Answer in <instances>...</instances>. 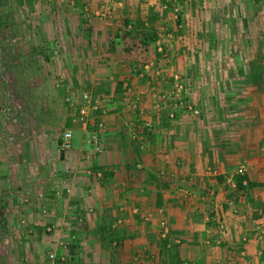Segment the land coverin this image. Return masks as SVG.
Returning a JSON list of instances; mask_svg holds the SVG:
<instances>
[{
  "label": "crops",
  "instance_id": "0c3cea01",
  "mask_svg": "<svg viewBox=\"0 0 264 264\" xmlns=\"http://www.w3.org/2000/svg\"><path fill=\"white\" fill-rule=\"evenodd\" d=\"M45 1L49 13L71 20L64 37L71 40L72 31L81 39L64 42L79 87L111 98L107 115L97 113L92 121L107 127L105 151L83 160L92 153L87 131L68 115L65 126L80 145L66 154L59 141L36 138L33 118L24 130L15 117L8 124L7 112L0 115V208L18 209L30 200L38 211L36 217L0 218L12 231L30 227L22 247L13 235L6 241L15 247L12 257L55 264L48 253L68 256L71 247L59 244L76 234L69 238L65 228L83 226L70 253L78 264H264V47L243 50L226 41L225 50L250 53L244 61L227 55L225 66H211L196 61L198 41L178 38L183 27L172 12L157 9V0ZM198 18V12L187 16L188 34L206 29ZM149 32L157 38L128 36ZM256 65L261 72L253 73ZM17 106L6 111L25 113ZM66 170L71 174L61 186L71 193L58 195L55 184ZM162 220L171 228L166 240Z\"/></svg>",
  "mask_w": 264,
  "mask_h": 264
},
{
  "label": "rangeland",
  "instance_id": "374dc122",
  "mask_svg": "<svg viewBox=\"0 0 264 264\" xmlns=\"http://www.w3.org/2000/svg\"><path fill=\"white\" fill-rule=\"evenodd\" d=\"M252 2L253 0H157V9L164 14L173 13L176 26L183 27L182 33L177 35L178 38H182L184 41L186 37L193 36L198 41L196 43L198 48L192 51L198 63L207 60L211 66L214 64L215 66L219 64L225 66L228 60L227 55H229V59H234L237 55L241 61H244L245 53L249 54L250 51L243 50H248V47L250 48L252 45H257L260 49L264 47V18L261 15L264 13V0L260 5H254ZM66 3L68 0L62 2V4ZM48 6L45 0H0V22L4 24V27L0 28V115L4 117L7 112L8 124H12L15 117V123L23 125V129L27 127L26 123L29 124L30 119L33 118L36 138L45 137L58 142L67 129L65 124L69 113L64 104L65 90L58 89L57 83L59 75L62 74L67 78L69 84L79 87L77 78L73 75L74 66L71 65L68 56L70 51L67 46L71 42L74 43L75 37L78 41L81 39L72 31L69 33L71 40L67 36L64 37V30L69 26L71 20L55 17L48 12ZM196 12L199 13L196 24L206 29H203L204 32L201 30L191 35L184 28L187 27V16L192 17ZM234 12L239 13V17L235 21L231 18ZM250 20L253 22L252 26L255 25L258 29L256 33H251ZM228 25L230 26L225 27ZM129 35H132L131 39L140 42L157 38V35L152 32ZM87 38L88 35H85L84 42L87 41ZM65 40L68 45L64 44ZM226 41L240 43L243 50H238V48L225 50L223 47ZM262 51L260 50L259 54L264 60ZM259 62L263 63V61ZM261 67L262 65H256L253 73L261 72ZM210 72L215 71L211 70ZM243 72L251 73L247 67ZM11 103L13 106L16 103L18 108L24 107L25 113L16 114L6 111ZM10 133L8 132V134ZM79 145L80 138L74 135L73 148L76 149ZM23 205L28 207L22 208ZM30 206L31 201L25 200L19 204L18 209L11 210L2 207L0 208V218H28L33 214L36 217L38 214L36 207ZM46 219V221L52 222L48 216ZM0 227L2 236L5 237L0 239V252L5 251L9 254V257L6 258L0 256V264H27L25 261L22 262L21 258L12 257L13 254H16V251H12L15 247H11L10 242L6 241L10 240L13 235L15 240L17 238L16 242L19 243V247H22L21 242L24 238L31 236L30 227L18 225L19 230L16 231H12L8 224H1ZM67 227L65 231L66 234H69V238L71 235L77 234L75 229L72 232L70 231L71 227ZM49 234L53 235L54 230ZM63 243L69 247L74 244L71 240ZM70 253L69 255L72 256ZM78 263L73 262V264Z\"/></svg>",
  "mask_w": 264,
  "mask_h": 264
},
{
  "label": "built area",
  "instance_id": "2783aa9c",
  "mask_svg": "<svg viewBox=\"0 0 264 264\" xmlns=\"http://www.w3.org/2000/svg\"><path fill=\"white\" fill-rule=\"evenodd\" d=\"M57 88L60 90H65L64 95V104L66 106V110L69 113V117L71 118V122L74 126H81L87 131L88 135V144L91 146L92 153L84 156L83 160L87 162L92 161V155H100L103 154L105 151V143L104 137L107 133V127L103 120H99V122H92L93 117L100 113V116L107 115L108 107L110 104V99L108 96L97 95L96 93L89 91L87 89H81V87H76L74 84L71 85L68 83L67 78L62 74L59 75V80L57 83ZM193 108H189V111L193 112L195 115H198L197 111H193ZM176 115L174 113L171 114L170 118H175ZM90 129V131H89ZM73 142H74V130L73 129H66L62 136L60 137L59 141V149L61 153H68L73 150ZM246 169L241 167L238 170L239 175H244ZM89 175L91 176L92 173L89 171ZM71 172L69 170L63 171L62 175H59V179L55 184V191L58 195H61L64 191L67 194L71 193L70 188L62 187V179L64 176H69ZM97 176H101L98 174ZM80 223H83L82 215L79 216ZM160 229H161V238L166 240L169 238L171 233V228L167 220H162L160 222ZM83 226L77 230V234L81 233ZM78 235H75L71 238L72 243L76 242ZM59 247H62L65 251L69 250V246L63 243L59 244ZM71 251L69 250V253ZM47 259L50 262L55 264H72L70 255L65 254H58V252H50L48 253Z\"/></svg>",
  "mask_w": 264,
  "mask_h": 264
},
{
  "label": "trees",
  "instance_id": "16d2710c",
  "mask_svg": "<svg viewBox=\"0 0 264 264\" xmlns=\"http://www.w3.org/2000/svg\"><path fill=\"white\" fill-rule=\"evenodd\" d=\"M1 26H3L4 27V24L2 23V22H0V28H1ZM154 35H156L155 33H154ZM128 36H130V35H128ZM47 59V58H46ZM62 154H64V153H62ZM243 178H239V179H237V185H238V188L239 189H242V184H243ZM165 244H167L166 242H165ZM72 251H74V248L73 247H71V252ZM173 253H176V256L175 255H172V258H174V257H178V248H176L175 250H173L172 251ZM174 263H178V260H176V261H174Z\"/></svg>",
  "mask_w": 264,
  "mask_h": 264
}]
</instances>
